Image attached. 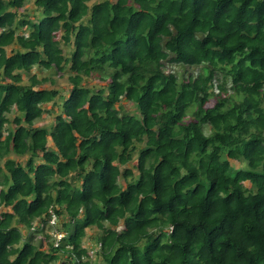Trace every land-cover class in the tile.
I'll return each instance as SVG.
<instances>
[{"label": "trees", "instance_id": "1", "mask_svg": "<svg viewBox=\"0 0 264 264\" xmlns=\"http://www.w3.org/2000/svg\"><path fill=\"white\" fill-rule=\"evenodd\" d=\"M0 206V264H264V0H0Z\"/></svg>", "mask_w": 264, "mask_h": 264}, {"label": "rangeland", "instance_id": "2", "mask_svg": "<svg viewBox=\"0 0 264 264\" xmlns=\"http://www.w3.org/2000/svg\"><path fill=\"white\" fill-rule=\"evenodd\" d=\"M19 12H23V13H25V15H29V17L32 16V14L35 13V8H34V5L32 4V1H28L24 5V7L19 10ZM199 69H200L199 66L189 67V66L177 65V64H175V65L168 64L165 67L166 71H173V72L177 73V75H179V76H181L182 74H187L189 72L196 74L199 71ZM31 73H35L38 78L49 77V78L53 79L54 80L53 86L56 87L57 89L61 90V95H63V96L67 95L68 90L70 88V84H69L68 79H67V75L69 74L68 72H64L62 75H60V73H58L54 69L43 70V69H39L37 67H34L32 69V71H31ZM27 77H28V75H24V80L25 81L27 80ZM99 82L100 81L97 78H93V77L90 78L89 81H88V83L90 85H94L95 87L99 86ZM57 100L61 101L62 98L58 96ZM120 105L122 106L121 113L122 112H135L134 111L135 110L134 106H133V104L131 102L121 101ZM56 111H57V108H54L53 113H50V114H46L45 113V114H43L42 118L39 121L36 122V125H40L43 122H50V119L53 117V115L56 113ZM10 117H12V114L10 115ZM137 156H138V152H137V149H136L133 152L132 160L128 164L129 166L133 167L132 168L133 170H134L133 164L136 163ZM234 165H236V163ZM244 184L247 187L250 186V183L248 181L244 182ZM1 209H2V207L0 206V211H1ZM87 232H88L87 235L89 237L87 236L83 240V245H87L88 249H92L93 248V244H94L93 237L96 235L97 230L89 229ZM96 256L97 255H95L93 257V261L96 260ZM62 263H63V261H61V259H60L55 264H62Z\"/></svg>", "mask_w": 264, "mask_h": 264}, {"label": "built area", "instance_id": "3", "mask_svg": "<svg viewBox=\"0 0 264 264\" xmlns=\"http://www.w3.org/2000/svg\"><path fill=\"white\" fill-rule=\"evenodd\" d=\"M56 222V217L53 213H51V217L48 220V225H50L51 227L49 228V226L45 227V231H47V229L49 228V230L47 232H49V234L51 235L52 239H53V245L54 246H58L60 240L63 239L64 237V233L56 230L54 227H52V225H54ZM37 225L36 223L33 225V227H31V230L34 229V226ZM40 227H42V224H39ZM99 245L100 244H93V248L92 249H88L87 248V253L86 255L81 256L80 258L76 259V262H80L82 261V264H95L93 261V257L94 255H96L97 251L99 250Z\"/></svg>", "mask_w": 264, "mask_h": 264}]
</instances>
